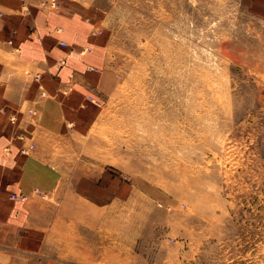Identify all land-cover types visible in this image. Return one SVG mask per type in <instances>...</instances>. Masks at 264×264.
Masks as SVG:
<instances>
[{"label": "rangeland", "instance_id": "1", "mask_svg": "<svg viewBox=\"0 0 264 264\" xmlns=\"http://www.w3.org/2000/svg\"><path fill=\"white\" fill-rule=\"evenodd\" d=\"M75 1L105 84L32 192L42 264H264V0Z\"/></svg>", "mask_w": 264, "mask_h": 264}, {"label": "crops", "instance_id": "2", "mask_svg": "<svg viewBox=\"0 0 264 264\" xmlns=\"http://www.w3.org/2000/svg\"><path fill=\"white\" fill-rule=\"evenodd\" d=\"M55 1L0 0V264H42L32 192L50 188L52 140L89 120L105 84L103 43L82 4Z\"/></svg>", "mask_w": 264, "mask_h": 264}, {"label": "built area", "instance_id": "3", "mask_svg": "<svg viewBox=\"0 0 264 264\" xmlns=\"http://www.w3.org/2000/svg\"><path fill=\"white\" fill-rule=\"evenodd\" d=\"M49 4H50L51 6H54V5H56V4L58 5V3H57L55 0H50ZM61 44H62V45H65L66 42L62 40V41H61Z\"/></svg>", "mask_w": 264, "mask_h": 264}]
</instances>
